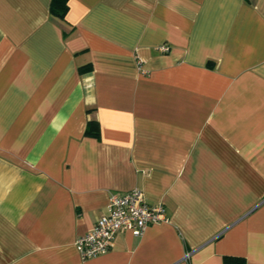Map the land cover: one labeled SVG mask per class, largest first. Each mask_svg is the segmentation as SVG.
Listing matches in <instances>:
<instances>
[{"label": "crops", "instance_id": "obj_1", "mask_svg": "<svg viewBox=\"0 0 264 264\" xmlns=\"http://www.w3.org/2000/svg\"><path fill=\"white\" fill-rule=\"evenodd\" d=\"M50 1L0 0V264H264V0ZM134 187L167 221L81 258Z\"/></svg>", "mask_w": 264, "mask_h": 264}, {"label": "built area", "instance_id": "obj_2", "mask_svg": "<svg viewBox=\"0 0 264 264\" xmlns=\"http://www.w3.org/2000/svg\"><path fill=\"white\" fill-rule=\"evenodd\" d=\"M157 49L167 52L170 46L160 44ZM160 221H167L165 207L161 203H148L140 188L111 193L107 212L74 240V247L81 258L93 257L111 248L117 232L128 229L133 235L139 236L147 225Z\"/></svg>", "mask_w": 264, "mask_h": 264}, {"label": "trees", "instance_id": "obj_3", "mask_svg": "<svg viewBox=\"0 0 264 264\" xmlns=\"http://www.w3.org/2000/svg\"><path fill=\"white\" fill-rule=\"evenodd\" d=\"M67 2L68 0H51L50 13L53 16L63 20L68 9ZM89 67L90 66L88 64L82 65L79 67V71L83 72L87 70ZM98 133H99L98 122L95 119L88 120L85 128V134L91 136H98ZM223 264H245V260L243 257H239V256L224 255Z\"/></svg>", "mask_w": 264, "mask_h": 264}]
</instances>
